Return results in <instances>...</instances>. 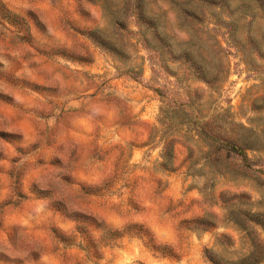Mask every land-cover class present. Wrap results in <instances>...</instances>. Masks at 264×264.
Masks as SVG:
<instances>
[{
    "label": "rangeland",
    "instance_id": "1",
    "mask_svg": "<svg viewBox=\"0 0 264 264\" xmlns=\"http://www.w3.org/2000/svg\"><path fill=\"white\" fill-rule=\"evenodd\" d=\"M257 214L264 0H0V264L237 262Z\"/></svg>",
    "mask_w": 264,
    "mask_h": 264
},
{
    "label": "trees",
    "instance_id": "2",
    "mask_svg": "<svg viewBox=\"0 0 264 264\" xmlns=\"http://www.w3.org/2000/svg\"><path fill=\"white\" fill-rule=\"evenodd\" d=\"M172 160V147L171 144L168 143L166 145L165 152L163 154V161L165 163V166L169 161ZM253 218V223H258L264 226V216L257 214V215H252ZM243 230L247 234V238L249 239L250 245H251V250L248 253L246 257L241 259L240 261L237 262H228L224 261L220 258H218L212 250L205 249L204 251V257L206 261L209 264H253L251 261L257 262L261 258L264 257V244L257 238L255 230L251 226H245ZM121 233L117 231H111V230H105L98 241V246L100 247L101 245H107L110 244L111 241H113L115 238L119 237ZM152 247V246H151Z\"/></svg>",
    "mask_w": 264,
    "mask_h": 264
}]
</instances>
